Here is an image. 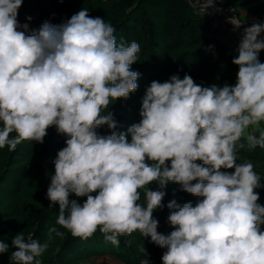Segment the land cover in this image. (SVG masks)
<instances>
[{
    "label": "clouds",
    "instance_id": "9594fccd",
    "mask_svg": "<svg viewBox=\"0 0 264 264\" xmlns=\"http://www.w3.org/2000/svg\"><path fill=\"white\" fill-rule=\"evenodd\" d=\"M22 4L0 0V149L42 144L53 126L66 137L46 194L50 208L59 205L56 224L81 240L99 230L115 246L138 231L166 249L163 264H264V206L256 191L264 185L251 162H238L242 140L264 149V130L257 127L264 123V63L258 58L264 23L243 30L232 60L238 66L234 86H201L187 74L153 80L140 122L117 132L108 109L138 89L140 73L131 65L140 44H117L115 27L86 8L26 34L28 23L17 19ZM228 22L234 29L242 25L236 17ZM105 125L111 134H98ZM153 182L157 190L149 188ZM169 182L202 199L195 206L169 201L174 230L164 235L153 213L164 206ZM70 194L86 200L78 203ZM54 237L63 239L65 232L49 227L43 242L17 234L11 264H42ZM8 250L0 240V253ZM140 264H150L147 253Z\"/></svg>",
    "mask_w": 264,
    "mask_h": 264
},
{
    "label": "trees",
    "instance_id": "16d2710c",
    "mask_svg": "<svg viewBox=\"0 0 264 264\" xmlns=\"http://www.w3.org/2000/svg\"><path fill=\"white\" fill-rule=\"evenodd\" d=\"M95 1L97 10L90 16L101 17L115 27L117 44L123 40L126 45L135 41L141 46L138 61L131 65V70L140 73L138 89L130 93L127 99L115 101L108 109L118 125L115 131L127 132L132 124L140 122L142 98L153 80L165 82L172 75H179L183 79L187 74L196 84L205 87L213 83L220 86L225 83L235 85L238 66L232 60L238 55L239 45L217 24L201 15L190 0ZM227 2L264 21L263 0ZM34 7L38 10L36 14L32 12ZM20 8L25 11L18 12L17 19L20 23H28L26 34H31L45 21L60 24L70 19L86 8V0H29L23 2ZM27 17L32 19L28 21ZM258 58L264 63V50ZM212 76L217 77L215 82ZM97 132L107 136L112 130L105 125L98 128ZM128 139L130 141V135ZM65 140L66 137L58 134L53 126L47 130L42 144L24 141L15 151H9L7 147L0 149V240L9 245L7 252L0 253V264H11V252L16 250L12 246V239L17 234L23 232L26 238L31 234L34 239L43 242L47 239L49 227L53 226L64 231L65 237H54L48 250L39 258L42 264H74L91 251L113 252L127 264H140L147 253L150 264H163L162 255L166 249L150 242V237H142L138 231L119 237L120 244L115 246L105 241L99 230L87 240H81L56 224L59 205L50 208L51 202L46 194L54 173L53 161L58 151L65 147ZM241 142L245 143V147L238 148V162H251L264 185V149L259 146L251 149L247 147L246 141ZM221 171L231 173L234 169ZM149 188L157 190L158 185L153 182ZM164 191V206L155 210L153 217L159 221L157 231L168 235L174 230L168 221V202L175 199L181 206L187 202L195 206L202 197L186 193L180 185L172 182L168 183ZM256 191L260 197L258 203L264 206V187ZM69 199L82 204L86 197L70 194ZM143 247L146 253L140 251Z\"/></svg>",
    "mask_w": 264,
    "mask_h": 264
},
{
    "label": "built area",
    "instance_id": "2783aa9c",
    "mask_svg": "<svg viewBox=\"0 0 264 264\" xmlns=\"http://www.w3.org/2000/svg\"><path fill=\"white\" fill-rule=\"evenodd\" d=\"M207 2L208 0H195V2H193V5L201 15H203L211 22L217 24L219 28L229 36H241L243 30L247 27H250L254 22L263 23V21L256 16H253L251 14H243L236 7L229 4L227 0H214L212 6H210L209 8H204L203 6ZM232 17L238 18L242 23L239 29H234V26L228 22ZM262 38H264V34H262Z\"/></svg>",
    "mask_w": 264,
    "mask_h": 264
},
{
    "label": "rangeland",
    "instance_id": "374dc122",
    "mask_svg": "<svg viewBox=\"0 0 264 264\" xmlns=\"http://www.w3.org/2000/svg\"><path fill=\"white\" fill-rule=\"evenodd\" d=\"M29 0H23V2H26ZM263 6H264V0H263ZM86 9L89 11V15L96 12L97 10V3L95 0H86ZM25 11L23 8L19 9L18 12ZM32 12L36 14L38 12L37 8H32ZM24 24V23H21ZM237 44L239 42L234 40ZM212 80L215 82L217 77L212 76ZM259 130H264V123H261L257 126ZM247 131H252V128H249ZM74 264H127L124 261H122L116 254L113 252H103V251H91L89 254H87L84 258L78 260V262H75Z\"/></svg>",
    "mask_w": 264,
    "mask_h": 264
},
{
    "label": "crops",
    "instance_id": "0c3cea01",
    "mask_svg": "<svg viewBox=\"0 0 264 264\" xmlns=\"http://www.w3.org/2000/svg\"><path fill=\"white\" fill-rule=\"evenodd\" d=\"M241 12L243 13V14H245V15H249V14H251L249 11H247V10H243V9H241ZM263 23H264V21H263ZM225 34H227V33H225ZM228 35V34H227ZM232 39H233V41L235 40V37H236V40L240 43V39H241V36H236V35H231L230 36ZM235 42V41H234ZM236 43V42H235ZM239 45V44H238Z\"/></svg>",
    "mask_w": 264,
    "mask_h": 264
},
{
    "label": "water",
    "instance_id": "95a60500",
    "mask_svg": "<svg viewBox=\"0 0 264 264\" xmlns=\"http://www.w3.org/2000/svg\"><path fill=\"white\" fill-rule=\"evenodd\" d=\"M192 3L195 2V0H190Z\"/></svg>",
    "mask_w": 264,
    "mask_h": 264
}]
</instances>
